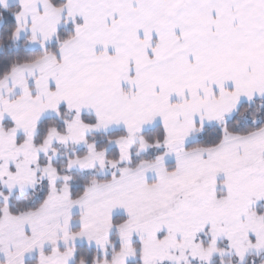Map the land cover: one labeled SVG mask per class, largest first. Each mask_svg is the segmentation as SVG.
<instances>
[{"label": "snow or ice", "instance_id": "snow-or-ice-1", "mask_svg": "<svg viewBox=\"0 0 264 264\" xmlns=\"http://www.w3.org/2000/svg\"><path fill=\"white\" fill-rule=\"evenodd\" d=\"M0 264H264V0H0Z\"/></svg>", "mask_w": 264, "mask_h": 264}]
</instances>
